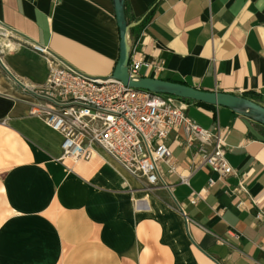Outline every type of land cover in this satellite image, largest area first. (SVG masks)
<instances>
[{
	"label": "crops",
	"instance_id": "1",
	"mask_svg": "<svg viewBox=\"0 0 264 264\" xmlns=\"http://www.w3.org/2000/svg\"><path fill=\"white\" fill-rule=\"evenodd\" d=\"M130 37L146 30L142 77L232 93L264 106V0H125ZM0 19L79 70L113 75L120 56L115 0H0ZM0 57V264H264V124L188 99V115L223 131L236 173L221 177L173 133L172 190L148 187L99 153L62 157L64 136L32 115L29 89L47 80L24 45ZM210 179L215 184L208 187ZM243 185L246 191L235 189ZM207 191H203L207 188Z\"/></svg>",
	"mask_w": 264,
	"mask_h": 264
},
{
	"label": "built area",
	"instance_id": "2",
	"mask_svg": "<svg viewBox=\"0 0 264 264\" xmlns=\"http://www.w3.org/2000/svg\"><path fill=\"white\" fill-rule=\"evenodd\" d=\"M148 40L146 30L129 39L128 69L133 78L142 77L143 67H164L162 60L146 59L143 47ZM24 45L44 55L48 63L46 83L29 89L35 96L30 112L63 134L61 158L77 162L96 152L124 173L145 179L151 189L172 190L161 164L168 163L171 173L177 171L168 144L176 133L178 141H185L202 158L201 165L192 167L189 174H180L181 182L188 183L203 165H209L221 177L236 173L226 156L228 146L223 131L212 132L195 122L187 113L185 99L133 88L112 75L87 74L0 19V52L2 48L13 50ZM214 184L215 180L210 179L208 187ZM235 190L246 191L242 184ZM260 217H264L262 213Z\"/></svg>",
	"mask_w": 264,
	"mask_h": 264
},
{
	"label": "water",
	"instance_id": "3",
	"mask_svg": "<svg viewBox=\"0 0 264 264\" xmlns=\"http://www.w3.org/2000/svg\"><path fill=\"white\" fill-rule=\"evenodd\" d=\"M115 4L116 17L120 30V56L112 75L114 78L123 81L126 85L133 88L146 89L157 93L172 94L183 99H192L211 105L225 106L234 109L247 108L249 112L245 113L246 116L255 117L258 121L264 124V106L247 97L232 93L200 90L185 83L169 81L161 78L131 77L128 69V64L130 61L129 39L130 29L135 25H130L127 23L124 10L125 0H115ZM0 62L8 74L17 83L24 86L23 83L18 80L6 67L1 57ZM248 126L251 132L258 139L264 141V135H262L252 124L248 123Z\"/></svg>",
	"mask_w": 264,
	"mask_h": 264
},
{
	"label": "trees",
	"instance_id": "4",
	"mask_svg": "<svg viewBox=\"0 0 264 264\" xmlns=\"http://www.w3.org/2000/svg\"><path fill=\"white\" fill-rule=\"evenodd\" d=\"M185 100H188V99H185Z\"/></svg>",
	"mask_w": 264,
	"mask_h": 264
}]
</instances>
